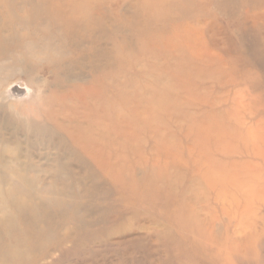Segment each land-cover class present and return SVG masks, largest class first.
Returning a JSON list of instances; mask_svg holds the SVG:
<instances>
[{"label":"rangeland","instance_id":"rangeland-1","mask_svg":"<svg viewBox=\"0 0 264 264\" xmlns=\"http://www.w3.org/2000/svg\"><path fill=\"white\" fill-rule=\"evenodd\" d=\"M0 264H264V0H0Z\"/></svg>","mask_w":264,"mask_h":264},{"label":"bare ground","instance_id":"bare-ground-1","mask_svg":"<svg viewBox=\"0 0 264 264\" xmlns=\"http://www.w3.org/2000/svg\"><path fill=\"white\" fill-rule=\"evenodd\" d=\"M34 10L37 11L38 9L32 8L33 14H34ZM48 10H49V12H51V15L55 18L54 20H56V21L62 20V22L67 26L70 25V24H68V22H70V21H74V22L79 21V20L71 19L70 17H72V16L70 13H74V14L77 13L79 15V18H81L80 5H78V7H76V8H74V10L72 9L71 11L67 12L68 15H66V12L63 13V11L61 12L59 9L55 10L52 7H49ZM76 17H77V15H76ZM89 18L91 19V21H94V18L92 16H89ZM78 23L81 24L80 21ZM68 32H70V31H68ZM1 44H3V43H1ZM29 94L30 93H28L27 89L23 90V88L14 85V83H11L8 86V88L4 89V91L2 93V97L9 99L8 101H9L10 106L6 107V110L8 112V118L3 120V125L11 126V128L14 131H22L23 130L26 134L30 133V134H34V135H42L44 133V130L39 125L40 123L37 121V119L36 120L35 119H25L21 115V113L16 114L18 112V108H19L18 106L19 105L24 104V102H30L31 101V96H29ZM27 127H29V128H27ZM25 129H26V131H25ZM15 175H17V174H15Z\"/></svg>","mask_w":264,"mask_h":264}]
</instances>
